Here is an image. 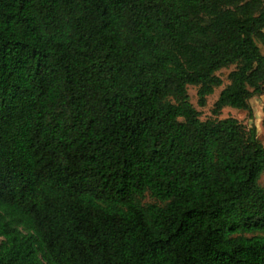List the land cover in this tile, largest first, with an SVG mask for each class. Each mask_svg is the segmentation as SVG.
<instances>
[{
  "label": "trees",
  "instance_id": "16d2710c",
  "mask_svg": "<svg viewBox=\"0 0 264 264\" xmlns=\"http://www.w3.org/2000/svg\"><path fill=\"white\" fill-rule=\"evenodd\" d=\"M263 93L264 0H0V264H264Z\"/></svg>",
  "mask_w": 264,
  "mask_h": 264
},
{
  "label": "rangeland",
  "instance_id": "374dc122",
  "mask_svg": "<svg viewBox=\"0 0 264 264\" xmlns=\"http://www.w3.org/2000/svg\"><path fill=\"white\" fill-rule=\"evenodd\" d=\"M233 69L234 66H231L229 68L221 69L217 72V74L223 80V85L216 88L214 93L208 96L207 103L204 107H201L197 104V88L195 86L188 87L190 100L193 105L201 112L200 118L202 120L215 117V115H213L212 113L214 102L217 99L219 92L228 83L227 75ZM250 104L252 107L253 117H249V114L246 110H240L231 107L223 108L218 117L225 118L231 116L247 126H251L252 124H254L257 129L258 138L264 145V93L252 97L250 100ZM259 183L262 187H264V173L261 175ZM142 201L143 203H147L155 202L156 200L153 199L150 195L146 194Z\"/></svg>",
  "mask_w": 264,
  "mask_h": 264
}]
</instances>
